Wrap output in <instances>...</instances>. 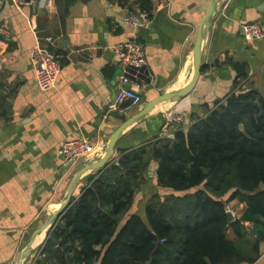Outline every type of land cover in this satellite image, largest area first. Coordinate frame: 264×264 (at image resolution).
<instances>
[{"label":"crops","instance_id":"1","mask_svg":"<svg viewBox=\"0 0 264 264\" xmlns=\"http://www.w3.org/2000/svg\"><path fill=\"white\" fill-rule=\"evenodd\" d=\"M61 2L31 0L20 6L16 0H0V264L15 263L49 208L62 199L73 174L100 156L119 126L109 110L121 72L114 48L136 38L152 77L139 91L142 103L127 113L131 117L158 95L188 81L196 28L209 0H151L147 26L136 29L124 22L127 15L137 13L136 5L129 10L117 1L79 0L63 16ZM262 21L264 0H227L213 19L192 92L151 111L117 143L115 156L156 138H170L177 128L187 129L204 117L234 90L236 73L229 61L246 65L243 88L251 83L264 95V39L245 41L239 33L241 24ZM46 37L52 39L46 43L50 53L61 57V70L56 85L43 92L36 85L30 56L37 38L45 44ZM169 111L182 119L173 129L164 128ZM78 138L89 141L92 155L98 154L67 169L60 155L62 144ZM155 171L152 162L124 220L130 215L146 220L151 197L172 193L158 187ZM82 185L83 181L76 194ZM232 206L237 209L234 216L240 217L244 205L234 201ZM243 225L254 239L253 224ZM259 241L260 254L253 264H264V239ZM41 245L25 264H33Z\"/></svg>","mask_w":264,"mask_h":264},{"label":"trees","instance_id":"2","mask_svg":"<svg viewBox=\"0 0 264 264\" xmlns=\"http://www.w3.org/2000/svg\"><path fill=\"white\" fill-rule=\"evenodd\" d=\"M79 0H62V15ZM86 1V0H83ZM148 14L151 0H111ZM234 90L187 129L120 150L51 229L33 264H253L264 238V95L246 65L229 61ZM202 68V67H201ZM242 126V129H240ZM156 162L159 188L145 218L130 215L133 197ZM244 205L228 220L227 207ZM254 226L251 239L243 223ZM99 248V249H97Z\"/></svg>","mask_w":264,"mask_h":264},{"label":"built area","instance_id":"3","mask_svg":"<svg viewBox=\"0 0 264 264\" xmlns=\"http://www.w3.org/2000/svg\"><path fill=\"white\" fill-rule=\"evenodd\" d=\"M16 2L21 6L24 0H16ZM137 9V13L129 14L124 19L125 24L134 29L146 27L149 20L147 13L140 11L138 7ZM239 33L245 41L264 39V21L241 24ZM2 34L7 36L5 30H2ZM44 42L45 44L37 38V44L31 50L30 59L35 71L36 85L40 91L46 92L56 85L61 70V57L54 56L48 50L46 43L52 42L51 37H46ZM114 53L118 58L121 72L117 77L114 103L109 110L119 115H127L130 110L142 103L139 91L145 86V79L152 77L147 71L144 48L136 38H130L117 45ZM181 120L180 114L169 111L166 113L164 128L173 129ZM93 153L94 147L83 138L65 141L60 150L64 167L67 169ZM230 207H227L228 212L235 218L236 211Z\"/></svg>","mask_w":264,"mask_h":264},{"label":"water","instance_id":"4","mask_svg":"<svg viewBox=\"0 0 264 264\" xmlns=\"http://www.w3.org/2000/svg\"><path fill=\"white\" fill-rule=\"evenodd\" d=\"M24 1L29 3L31 0ZM226 1L227 0H209L208 2L205 13L196 28V36L192 50L191 74L185 85L179 89L158 95L151 101L147 102L139 112L131 117H127V115H119L114 111L110 112V115L115 120L119 121L120 124L109 136L102 153H100V156L96 160L83 166L73 174L62 199L46 213V219L43 225L29 239L26 246L19 253L14 264H25L30 254L41 244H44L51 233V229L59 221L63 212L70 205L79 184L85 177L102 171L110 163V161L115 157V148L117 143L127 132H129V130L145 120L150 112L158 106L169 102L179 101L187 97L192 92L200 77L202 54L209 36L213 19ZM240 129H242V126H240ZM88 159L89 157L86 158V160ZM149 174H153V172H150ZM227 217L229 221L233 219V216L229 212H227ZM39 234H41L40 236L43 235L42 240L38 243V245H35V241ZM258 235L261 240L264 239L262 232H258Z\"/></svg>","mask_w":264,"mask_h":264},{"label":"rangeland","instance_id":"5","mask_svg":"<svg viewBox=\"0 0 264 264\" xmlns=\"http://www.w3.org/2000/svg\"><path fill=\"white\" fill-rule=\"evenodd\" d=\"M102 148L104 149V147H102ZM103 149H102V150H103ZM97 154H98V153L96 152L94 155H97ZM94 155H92V158L89 159V160H93L94 157H95ZM89 160H88V161H89ZM86 161H87V160H86ZM230 206H231V204H230ZM230 206H229V207H230ZM230 208L234 209V210L237 212L236 207H233V206H232V207H230ZM250 233H251V232H250ZM38 256H39V255H38ZM35 259H37V255H36V257H34V258L32 259V263H34Z\"/></svg>","mask_w":264,"mask_h":264},{"label":"bare ground","instance_id":"6","mask_svg":"<svg viewBox=\"0 0 264 264\" xmlns=\"http://www.w3.org/2000/svg\"><path fill=\"white\" fill-rule=\"evenodd\" d=\"M53 206H54V205H53ZM53 206L50 207L49 210L52 209ZM49 210H48V211H49ZM40 235H41V234L38 235V237H37V239H36V241H35V245H38V243L41 242L43 235H42V236H40ZM30 255H31V254H30Z\"/></svg>","mask_w":264,"mask_h":264}]
</instances>
